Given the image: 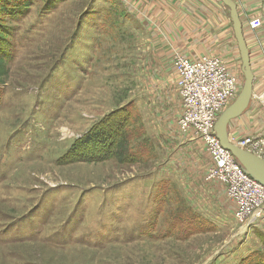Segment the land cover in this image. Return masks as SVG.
<instances>
[{
	"label": "rangeland",
	"instance_id": "obj_1",
	"mask_svg": "<svg viewBox=\"0 0 264 264\" xmlns=\"http://www.w3.org/2000/svg\"><path fill=\"white\" fill-rule=\"evenodd\" d=\"M122 11V0L49 12L32 0L0 16V264H264L263 208L232 219L203 197L194 208L192 188L165 180L185 164L172 160L177 75L175 126L160 97L144 95L161 67L143 65ZM230 38L208 57L242 84ZM101 123L120 146L70 150Z\"/></svg>",
	"mask_w": 264,
	"mask_h": 264
},
{
	"label": "crops",
	"instance_id": "obj_2",
	"mask_svg": "<svg viewBox=\"0 0 264 264\" xmlns=\"http://www.w3.org/2000/svg\"><path fill=\"white\" fill-rule=\"evenodd\" d=\"M233 1L242 23L253 74L252 94L247 109L228 123L229 137L236 141L264 130V109L256 100V95L264 92V22L255 30L247 26V22L253 17L264 18V0ZM122 2L127 11H122L121 14L128 15L124 24L131 25L132 29L136 28L134 32L138 34L137 48L143 51L141 57L144 59L143 65L161 67L157 77H153L149 83L145 81L144 95L148 99L151 97L156 99L155 94L158 95L160 105L164 107L162 111L169 112L167 124L174 123L176 126L180 112V97L175 88L172 55L178 51L191 60L213 55L209 51L217 49L220 46L219 41L222 43L221 40L224 41L228 37L234 42L231 44L234 48L236 40L229 11H226V6L220 0H122ZM228 49L231 50L230 47ZM218 55L225 60H231L229 57L226 58L224 53L218 52ZM152 103L147 105L150 106ZM157 112L156 109L154 113ZM171 135L176 138L174 148L177 149L172 160L185 164L173 171L174 174L165 176V180L170 184L176 181L178 185L192 188L189 203L194 208L199 206L197 204L199 197H203V200L208 199L211 208H214H209L210 210H216L223 213L222 215L230 212L233 219L234 205L226 198L224 187L217 182H207L204 179L211 160L201 139L189 134L178 136L175 132ZM199 185H202V189H195ZM221 202H225L226 206ZM261 224H264V215L256 227L261 228ZM259 231L264 234V227Z\"/></svg>",
	"mask_w": 264,
	"mask_h": 264
},
{
	"label": "built area",
	"instance_id": "obj_3",
	"mask_svg": "<svg viewBox=\"0 0 264 264\" xmlns=\"http://www.w3.org/2000/svg\"><path fill=\"white\" fill-rule=\"evenodd\" d=\"M260 26L261 22L257 18L248 22L251 30ZM172 62L182 102L177 128L179 133L183 135L191 133L192 137L203 142L211 160L204 179L224 184L226 195L236 205L234 219L241 220L254 208L264 209V185L243 171L233 155L221 146L214 132V124L219 113L240 90L239 78L228 71L216 57L203 56L191 60L175 54ZM256 100L264 109V92L257 94ZM235 143L264 161V130L255 135L242 137Z\"/></svg>",
	"mask_w": 264,
	"mask_h": 264
},
{
	"label": "water",
	"instance_id": "obj_4",
	"mask_svg": "<svg viewBox=\"0 0 264 264\" xmlns=\"http://www.w3.org/2000/svg\"><path fill=\"white\" fill-rule=\"evenodd\" d=\"M220 1L229 11L232 30L241 60L243 82L236 97L219 113L214 124V132L221 146L233 155L243 171L251 178L264 185V161L246 149L240 147L235 141L230 139L228 134L229 121L240 116L249 105L252 94L253 74L249 63V52L243 36L242 23L237 13L236 4L233 0Z\"/></svg>",
	"mask_w": 264,
	"mask_h": 264
},
{
	"label": "trees",
	"instance_id": "obj_5",
	"mask_svg": "<svg viewBox=\"0 0 264 264\" xmlns=\"http://www.w3.org/2000/svg\"><path fill=\"white\" fill-rule=\"evenodd\" d=\"M31 1L32 0H0V16L2 15L12 16L13 14L16 15L17 12L20 13L24 11V9L28 8L31 5ZM40 1L43 2V10L49 12L54 8L55 4L62 2L64 0H40ZM109 122L110 121H107V125L109 124ZM103 127H105L103 126V123L100 124V127L97 125L92 126L87 131V133L79 137L74 142L75 146H72L70 150L74 148L75 151L77 148H83L86 145L87 147H93V148L98 147V149H100L101 147L103 148L104 144H106V146H109L110 149L112 148V150H114L119 145V142H117L119 139V135L115 132L116 134H113L114 135L113 136L110 133H108L109 132L108 129H107L108 132H105L103 130ZM100 128L102 129L99 130ZM110 151L111 150H109V152Z\"/></svg>",
	"mask_w": 264,
	"mask_h": 264
},
{
	"label": "bare ground",
	"instance_id": "obj_6",
	"mask_svg": "<svg viewBox=\"0 0 264 264\" xmlns=\"http://www.w3.org/2000/svg\"><path fill=\"white\" fill-rule=\"evenodd\" d=\"M249 52V51H248ZM249 63H250V61H249ZM253 84V83H252ZM245 186H247L246 184H245ZM245 189H248V187H244Z\"/></svg>",
	"mask_w": 264,
	"mask_h": 264
}]
</instances>
